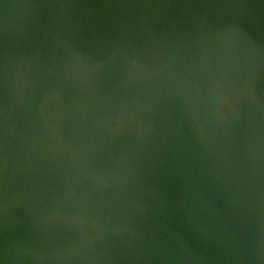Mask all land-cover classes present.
Returning <instances> with one entry per match:
<instances>
[{"label":"water","instance_id":"obj_1","mask_svg":"<svg viewBox=\"0 0 264 264\" xmlns=\"http://www.w3.org/2000/svg\"><path fill=\"white\" fill-rule=\"evenodd\" d=\"M0 264H264V0H0Z\"/></svg>","mask_w":264,"mask_h":264}]
</instances>
